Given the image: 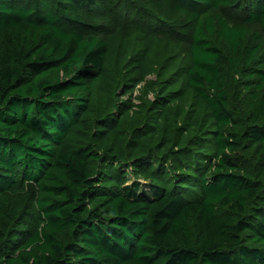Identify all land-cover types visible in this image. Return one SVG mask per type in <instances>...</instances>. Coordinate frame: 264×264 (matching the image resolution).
Instances as JSON below:
<instances>
[{"label":"trees","instance_id":"16d2710c","mask_svg":"<svg viewBox=\"0 0 264 264\" xmlns=\"http://www.w3.org/2000/svg\"><path fill=\"white\" fill-rule=\"evenodd\" d=\"M249 24L264 0H0V264H264ZM177 42L189 62L157 89ZM226 62L250 83L237 98Z\"/></svg>","mask_w":264,"mask_h":264},{"label":"rangeland","instance_id":"374dc122","mask_svg":"<svg viewBox=\"0 0 264 264\" xmlns=\"http://www.w3.org/2000/svg\"><path fill=\"white\" fill-rule=\"evenodd\" d=\"M143 8L146 9V11L144 12L145 16L142 20V25L144 26V28L150 31L152 30L155 33L170 37L168 35L169 28L167 26V23L162 19V16L159 15V13L152 7L149 8L148 5ZM245 12L246 11H244L242 8H229L223 10L224 15L233 24L243 23ZM248 26L250 28V33L245 40V45L251 47L260 44L262 46L261 50L263 51V53H261L260 55L264 54V30L258 24H249ZM107 27H109L110 32L113 31V28H111L110 26ZM174 33L177 34L176 32ZM179 35L180 34L178 33L177 36ZM178 44V42L173 43L172 48H162L157 52L156 70L149 76L150 84L152 86H156L157 89H159L162 81L166 82L169 77H177L179 75V72L182 70V67L187 65L189 62L190 53L188 49V42H186L184 45ZM224 72L225 76L229 80L228 84L231 85L232 90L234 91L233 96L234 98H237L241 91H243V89H245V87L250 84L248 81V77L240 74L236 75L233 69L229 66L228 62H226V64L224 65ZM143 85L144 84L138 86L133 96L145 97V95L143 94ZM262 93L264 94V89L262 90ZM153 96V94H150L149 97L153 98Z\"/></svg>","mask_w":264,"mask_h":264}]
</instances>
